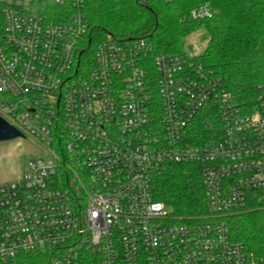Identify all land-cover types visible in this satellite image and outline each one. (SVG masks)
<instances>
[{
	"label": "built area",
	"instance_id": "built-area-1",
	"mask_svg": "<svg viewBox=\"0 0 264 264\" xmlns=\"http://www.w3.org/2000/svg\"><path fill=\"white\" fill-rule=\"evenodd\" d=\"M85 2L0 0V116L38 149L0 182V264L35 251L46 264H264L226 220L264 206V83L244 110L188 55L157 54L149 73L146 40L91 43ZM168 162L200 165L198 215L154 198Z\"/></svg>",
	"mask_w": 264,
	"mask_h": 264
},
{
	"label": "trees",
	"instance_id": "trees-1",
	"mask_svg": "<svg viewBox=\"0 0 264 264\" xmlns=\"http://www.w3.org/2000/svg\"><path fill=\"white\" fill-rule=\"evenodd\" d=\"M206 7L210 16L193 18ZM91 43L110 34L116 39L142 38L150 43L146 69L153 72L157 54H185L184 38L202 28L208 41L202 52L188 56L220 77L234 101L244 110L255 102L256 88L264 83V0H86ZM156 100V99H155ZM202 124L196 135H203ZM156 200L171 213L188 218L204 210L200 165L168 162L151 178ZM231 236L255 256L264 257V206L247 205L226 217ZM45 251L21 253L8 264H46Z\"/></svg>",
	"mask_w": 264,
	"mask_h": 264
},
{
	"label": "rangeland",
	"instance_id": "rangeland-1",
	"mask_svg": "<svg viewBox=\"0 0 264 264\" xmlns=\"http://www.w3.org/2000/svg\"><path fill=\"white\" fill-rule=\"evenodd\" d=\"M207 41L208 35L204 29L192 31L184 38L185 53L191 57L200 54ZM37 151L28 137L0 142V182L18 178Z\"/></svg>",
	"mask_w": 264,
	"mask_h": 264
},
{
	"label": "water",
	"instance_id": "water-1",
	"mask_svg": "<svg viewBox=\"0 0 264 264\" xmlns=\"http://www.w3.org/2000/svg\"><path fill=\"white\" fill-rule=\"evenodd\" d=\"M24 138L23 134L0 116V142Z\"/></svg>",
	"mask_w": 264,
	"mask_h": 264
}]
</instances>
